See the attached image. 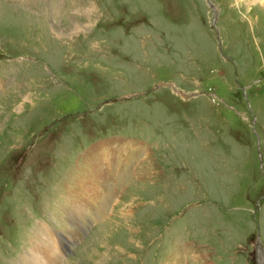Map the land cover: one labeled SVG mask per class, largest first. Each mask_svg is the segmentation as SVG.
I'll use <instances>...</instances> for the list:
<instances>
[{
	"label": "rangeland",
	"instance_id": "rangeland-1",
	"mask_svg": "<svg viewBox=\"0 0 264 264\" xmlns=\"http://www.w3.org/2000/svg\"><path fill=\"white\" fill-rule=\"evenodd\" d=\"M44 226L57 264H263L264 0H0V264Z\"/></svg>",
	"mask_w": 264,
	"mask_h": 264
},
{
	"label": "bare ground",
	"instance_id": "bare-ground-1",
	"mask_svg": "<svg viewBox=\"0 0 264 264\" xmlns=\"http://www.w3.org/2000/svg\"><path fill=\"white\" fill-rule=\"evenodd\" d=\"M99 154L100 153L96 152L94 160L97 159ZM103 161L105 162V165L109 166V163H110V159L109 158L105 157V159ZM102 165H104L103 162H102ZM89 166H90L89 169H91L92 164H89ZM100 176H101V174H100ZM93 177L94 176L90 175L89 178H93ZM90 196L91 197H95V193L92 192ZM84 197H85V195H83V194L79 195V198H80V202L78 204L79 207H84V201H85ZM89 201H90V199H89ZM41 240H42V238H41ZM45 240L49 241L50 247L47 246V245H44L43 242H40V243H42V245L38 244L35 248H32L31 251L33 253L31 252L32 255L29 254V260L34 262V264H57V260L56 259L58 257H57V255L55 253L57 251H59L58 247H59V242H61V240H60V238H57V239L56 238H44V241ZM37 254H39L41 257H37V259H36Z\"/></svg>",
	"mask_w": 264,
	"mask_h": 264
}]
</instances>
